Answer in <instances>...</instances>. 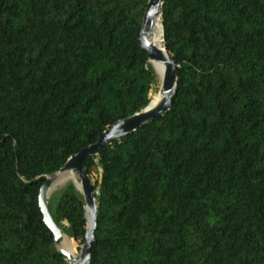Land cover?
Instances as JSON below:
<instances>
[{
    "label": "trees",
    "instance_id": "1",
    "mask_svg": "<svg viewBox=\"0 0 264 264\" xmlns=\"http://www.w3.org/2000/svg\"><path fill=\"white\" fill-rule=\"evenodd\" d=\"M150 0H0V264H68L39 196L152 104ZM179 66L168 113L83 162L97 175L91 264H264V0H164ZM73 183L49 200L85 242Z\"/></svg>",
    "mask_w": 264,
    "mask_h": 264
},
{
    "label": "water",
    "instance_id": "2",
    "mask_svg": "<svg viewBox=\"0 0 264 264\" xmlns=\"http://www.w3.org/2000/svg\"><path fill=\"white\" fill-rule=\"evenodd\" d=\"M163 4L164 0L149 1L141 33L142 47L149 54V63L151 65L154 63H163L165 65V73L160 84V93L162 95L160 102L152 107L150 103V105L142 112L114 124L111 128L104 132V134L94 145H91L90 147L80 152L78 155L70 158L65 166L54 176H48L41 188L39 204L44 216L45 223L54 236V242L58 252L65 257L68 264H91L92 245L95 241L94 232L97 226L99 205L96 198V192L94 190V184L92 183V180L88 175L83 162L86 159L99 156L106 148L135 133L146 124L159 120L170 110L172 100L177 92V72L179 70V66L168 55L165 48L163 50L158 49L149 41V38L153 34V29L156 21H161ZM161 25L163 29L162 21ZM67 172H74L79 176L81 189H78L75 183L73 184L83 195L85 203L84 210L85 219L87 222L85 242L82 246L79 247L74 239H72L75 245L76 256L72 255L65 249V233L55 222L49 207V200L51 197L50 191L52 190L56 177L61 173Z\"/></svg>",
    "mask_w": 264,
    "mask_h": 264
},
{
    "label": "bare ground",
    "instance_id": "3",
    "mask_svg": "<svg viewBox=\"0 0 264 264\" xmlns=\"http://www.w3.org/2000/svg\"><path fill=\"white\" fill-rule=\"evenodd\" d=\"M149 41L154 46H156L158 49H162V50L164 49V46H163V43H164V41H163V29H162V25H161L160 20L156 21V24H155L154 29H153V34L149 38ZM152 66H153V69L155 71V74H156L158 80L161 83L163 80L164 73H165V65L163 63H154V64H152ZM161 98H162V95L160 92H158L157 97L155 98V100L151 104V107L156 105L158 102H160ZM71 181L76 183L78 189H81V183L79 184L77 182V174L76 173H74V172L61 173L56 177V180L54 182L52 190L50 191V195L55 190L59 189L60 187L64 186L66 183L71 182ZM64 247L72 255L76 256L74 242L72 241V239H70L67 236V234L64 235Z\"/></svg>",
    "mask_w": 264,
    "mask_h": 264
},
{
    "label": "rangeland",
    "instance_id": "4",
    "mask_svg": "<svg viewBox=\"0 0 264 264\" xmlns=\"http://www.w3.org/2000/svg\"><path fill=\"white\" fill-rule=\"evenodd\" d=\"M156 79H157V85L155 86V88L153 89V91H152V94H156V93H158V92H160V81L158 80V78H157V76H156ZM98 177H97V175L96 176H94V178L92 179L91 178V180H92V183L95 185V183H96V179H97ZM77 182L80 184L81 182H80V179H79V176L77 175ZM69 183H75V182H68V183H66L64 186H62V187H60L59 189H57V190H55L53 193H55V192H57V191H59V190H61V189H63L67 184H69ZM76 184V183H75ZM77 186V185H76ZM52 193V194H53ZM51 194V195H52ZM50 195V196H51ZM68 236V235H67ZM69 237V236H68ZM70 238V237H69ZM71 239V238H70Z\"/></svg>",
    "mask_w": 264,
    "mask_h": 264
}]
</instances>
